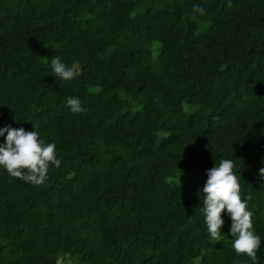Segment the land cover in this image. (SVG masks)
<instances>
[{
    "label": "trees",
    "instance_id": "trees-1",
    "mask_svg": "<svg viewBox=\"0 0 264 264\" xmlns=\"http://www.w3.org/2000/svg\"><path fill=\"white\" fill-rule=\"evenodd\" d=\"M9 124L62 164L41 185L0 168V264H264L226 213L209 240L198 194L231 157L264 237V0H0Z\"/></svg>",
    "mask_w": 264,
    "mask_h": 264
},
{
    "label": "clouds",
    "instance_id": "clouds-1",
    "mask_svg": "<svg viewBox=\"0 0 264 264\" xmlns=\"http://www.w3.org/2000/svg\"><path fill=\"white\" fill-rule=\"evenodd\" d=\"M193 11L202 14L204 9L196 5ZM79 71L78 65H69L60 56L51 58V73L60 81L75 79ZM67 106L72 113L85 111L79 96L67 98ZM261 135H264V130ZM0 137H4L0 142V168L13 177L41 185L48 179L50 166L59 168L62 164L56 143L47 142L36 128L29 131L9 124L0 127ZM259 175L264 178V167L259 169ZM241 189L235 160L231 157L220 158L215 166L207 170L206 182L199 190V196L201 191L203 193L201 212L207 225L208 238L216 242L222 241V227L225 224L222 214L226 213L232 221V248L255 260L264 237L256 231L249 199L242 198Z\"/></svg>",
    "mask_w": 264,
    "mask_h": 264
}]
</instances>
